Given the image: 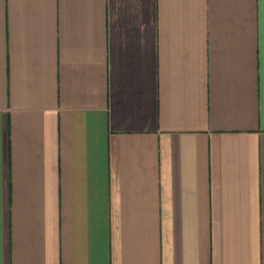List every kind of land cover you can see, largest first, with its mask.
Here are the masks:
<instances>
[{
	"label": "crops",
	"instance_id": "0c3cea01",
	"mask_svg": "<svg viewBox=\"0 0 264 264\" xmlns=\"http://www.w3.org/2000/svg\"><path fill=\"white\" fill-rule=\"evenodd\" d=\"M0 264H264V0H0Z\"/></svg>",
	"mask_w": 264,
	"mask_h": 264
}]
</instances>
